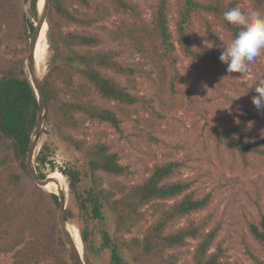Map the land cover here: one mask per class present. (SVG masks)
Instances as JSON below:
<instances>
[{"label": "rangeland", "instance_id": "1", "mask_svg": "<svg viewBox=\"0 0 264 264\" xmlns=\"http://www.w3.org/2000/svg\"><path fill=\"white\" fill-rule=\"evenodd\" d=\"M158 1L135 0L145 22H151L152 9ZM170 1L171 29L175 34L173 21L177 17L179 5L175 0ZM91 3L92 11L98 10L104 19L87 31L97 33L104 39V44L98 49L116 52L122 64L136 69L131 80L118 74H109L127 87L128 92L139 96L141 101L134 106H118L98 94L92 95L97 105L117 112L122 120L123 135L107 124L89 121L82 133L72 131L63 125L52 124L48 109L35 154L31 162H27V168L15 162L2 170L4 176H19L9 200L13 204L10 208L14 220L24 232L18 236L19 245L1 255L0 264H14L18 253L23 258L27 256L28 261H38V264H52L57 258L73 264V254L62 230L60 206H55L51 196L59 194V190L45 189V186L39 185L40 181L44 182L53 173L50 166H47L43 168L47 174L46 179L38 178L36 157L44 144L49 148L48 157L55 166L54 172H59L65 178L66 209L63 219L66 221V211L71 210V218L66 223L82 258L85 253L82 232L88 234L89 240L96 247L101 246L102 233L105 231L111 238L120 236L116 233V215L109 208L103 209V220H100L95 219L90 211H81L76 204L68 180L61 170L72 167L80 172V190L89 189L92 178L86 152L66 142L63 138L65 136L82 140L85 147L98 141L109 144L119 154L121 163L133 171L131 176L119 178L126 185L143 183L156 164L181 163L178 174L169 181L190 182L192 186L187 193L193 192L195 197L211 195L209 205L190 219L198 222L208 219L210 228L218 227L216 244L226 249L224 264H255L250 252L262 257L263 250L251 235L250 225L258 224L264 216V154L250 153L245 158L238 153L232 154L222 132H232L237 128L236 136H242L247 144L257 145L264 150V110L258 112L252 103V96L258 95L253 86L258 79H264V53L242 73L229 74L227 65L221 61L220 67H216L209 61L186 58L180 54L179 49L176 53L180 58L175 69L167 63L158 64L159 68H156L150 57L135 54L127 42L121 39L113 42L118 38V29L124 30L122 28L126 23L132 24L135 20L116 12L109 0H91ZM243 4L245 10H251L249 1ZM27 12L28 5L24 0L0 1V20L3 24L0 32V67L5 63L25 59L28 55L19 37L20 23ZM105 12L109 15L103 14ZM211 21L214 29L222 30L218 21ZM47 32L45 26L35 53L41 84L48 73L53 54L48 39L47 48L43 53L41 50ZM191 41L196 49L210 52L219 59L222 48L216 45L221 43L208 37L203 27H195ZM29 57L25 67L31 79ZM40 61L44 63L42 70ZM230 99L229 109L224 110ZM44 129L48 131L47 134L43 132ZM35 138L34 131L32 140ZM8 153L9 150L0 146V160ZM48 209L55 216V229L48 226L47 218L44 219ZM153 221L154 217H149L147 222L124 237L131 239L140 236V232L145 231ZM187 222L188 219H183L172 225V229L184 226ZM195 244L192 241L190 246L169 253H181V262L190 263ZM122 255L129 264H141L135 262L128 251H122ZM93 260L94 264H109V253L106 251Z\"/></svg>", "mask_w": 264, "mask_h": 264}, {"label": "trees", "instance_id": "2", "mask_svg": "<svg viewBox=\"0 0 264 264\" xmlns=\"http://www.w3.org/2000/svg\"><path fill=\"white\" fill-rule=\"evenodd\" d=\"M109 1L116 12L135 20V23H126L122 28L124 30L118 29V38L113 42H119L120 39L127 42L135 54L150 57L156 68H159L158 64L167 63L175 69L180 58L176 53L177 49L186 58L209 61L220 67L217 56L193 46L191 35L195 27H203L207 36L219 43L230 42L238 29L224 20V12L235 7L247 11L243 7V3L247 1L250 2L251 10L264 12V0H175L179 6L177 17L173 21L174 34L171 29L170 0L158 1L152 9L149 23L142 19V12L135 0ZM24 2L28 5V12L20 23L19 37L28 55L25 59L5 63L0 67V146L9 150L0 160V257L19 245L18 236L24 232L14 220L10 208L13 204L9 200L19 176H4L2 170L15 162L27 168L32 137L40 112L37 93L25 67L41 19L40 0ZM92 10L91 0H47L44 21L48 24V32L47 38L45 36L42 41L41 50L43 53L47 48L48 39L53 54L48 73L42 79L43 96L52 124L63 125L82 133L89 121L100 125L107 124L123 135L122 120L117 112L97 105L92 95L98 94L118 106L136 105L141 101L139 96L128 92V88L109 73L131 80L137 71L122 64L116 52L98 49L104 44V39L97 33H89L87 29L97 26L104 17L98 10ZM103 14L109 15L106 12ZM212 19L219 22L222 30L212 27ZM2 25L0 20V32ZM43 64L40 61V70ZM236 134L237 128L232 132H222L225 144L232 154L238 153L242 158L250 153L264 154L259 146L247 144L242 136ZM63 138L86 152L92 178V186L80 190V172L72 167L61 170L68 180L76 204L81 211H90L95 219L100 220H103V209L109 208L116 215V233L120 235L111 238L105 231L102 233L101 246L96 247L89 240L88 234L82 232L86 264H94L93 259L102 256L106 251L109 253V264H129L122 251L130 252L133 260L141 264H224L226 249L216 244L218 227L210 228L208 219L199 222L190 219L209 205L211 195L198 198L193 192L187 193L192 186L190 182L169 181L178 174L181 163L156 164L143 183L126 185L119 178L129 177L133 171L131 167L121 163L119 154L109 144L98 141L85 147L82 140L71 136ZM48 151V146L44 144L36 157L40 180L46 179L47 174L43 172V168L47 166L53 172L49 176L50 180L55 175L62 176L59 172H54L55 166L48 157ZM51 196L55 206H60L59 196ZM71 215L72 211L67 210L66 221H69ZM149 217H154V221L145 231L140 232V236L131 239L124 237L147 222ZM46 218L48 226L55 229L57 225L52 210L46 211L44 219ZM183 219H188L186 225L172 229V225ZM250 233L263 250L262 257L252 252L250 256L255 264H264V216L258 224L250 225ZM192 241L196 242L192 262H181V253H169L190 246ZM71 260L76 264L74 256ZM14 264H38V261H28L27 256L23 258L18 253ZM52 264L69 262L57 258Z\"/></svg>", "mask_w": 264, "mask_h": 264}, {"label": "clouds", "instance_id": "3", "mask_svg": "<svg viewBox=\"0 0 264 264\" xmlns=\"http://www.w3.org/2000/svg\"><path fill=\"white\" fill-rule=\"evenodd\" d=\"M223 18L238 30L230 42L220 40L221 44L216 45L222 48L219 59L227 65L226 70L229 74L245 72L247 67L264 53V12L242 11L239 7H235L224 12ZM253 87L258 95L252 96V103L259 112L264 110V79H258ZM230 102L231 99L224 110L229 109Z\"/></svg>", "mask_w": 264, "mask_h": 264}, {"label": "water", "instance_id": "4", "mask_svg": "<svg viewBox=\"0 0 264 264\" xmlns=\"http://www.w3.org/2000/svg\"><path fill=\"white\" fill-rule=\"evenodd\" d=\"M46 5H47V0H45V6L43 9V12L40 11L41 19H40V22L38 24L37 33H36L35 38L32 42V51H31V54L29 57V72H30L32 83H33V86L36 90L37 97H38V100L40 103V112L38 115V120H37V124H36V129H35L36 138L34 140H32V143H31L28 163L31 162V159L35 154V150H36V146H37L36 145L37 139L39 138L43 122L46 120V115L48 112L47 104H46V101H45L44 96H43L42 84H41L40 74L38 72V66H37L36 61H35V50H36L37 42H38V39L41 35L43 26L46 23L44 21ZM43 132L45 134L48 133V131L46 129H44ZM37 180H38V178H37ZM50 182H51V180L49 178H47V180H45L44 182L40 181L39 185L44 187V186L48 185ZM57 195L59 196V199H60V220H61L62 230L64 232V236H65L68 244L70 245V250H71V252L75 258L76 264H86L84 262V259L82 258V255L80 254L74 240H73L72 233L70 232L69 228L67 227L66 221L63 219L64 210L66 209L65 208V206H66L65 194L63 191H60L59 194H57Z\"/></svg>", "mask_w": 264, "mask_h": 264}, {"label": "bare ground", "instance_id": "5", "mask_svg": "<svg viewBox=\"0 0 264 264\" xmlns=\"http://www.w3.org/2000/svg\"><path fill=\"white\" fill-rule=\"evenodd\" d=\"M44 6H45V0H40L39 9L41 12H43ZM45 26H47V28H48V24H46V23L44 24L41 34L43 33ZM39 43H40V37H39L38 42H37L36 50H37ZM36 50H35V53H36ZM44 188L45 189L56 188L59 190V192L63 191L65 193V191H66L65 178H63L62 176H59V175H55L51 178V182L48 185H46Z\"/></svg>", "mask_w": 264, "mask_h": 264}]
</instances>
